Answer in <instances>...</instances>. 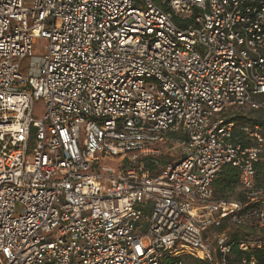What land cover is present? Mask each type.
I'll list each match as a JSON object with an SVG mask.
<instances>
[{
  "label": "built area",
  "instance_id": "obj_1",
  "mask_svg": "<svg viewBox=\"0 0 264 264\" xmlns=\"http://www.w3.org/2000/svg\"><path fill=\"white\" fill-rule=\"evenodd\" d=\"M246 106L264 108V0H0V264L264 253V125L244 143L228 117ZM176 131L183 156L152 174L140 155ZM226 164L242 197L215 195Z\"/></svg>",
  "mask_w": 264,
  "mask_h": 264
},
{
  "label": "rangeland",
  "instance_id": "obj_2",
  "mask_svg": "<svg viewBox=\"0 0 264 264\" xmlns=\"http://www.w3.org/2000/svg\"><path fill=\"white\" fill-rule=\"evenodd\" d=\"M44 41L39 40L35 53L38 55H44V50H43V45ZM25 67L23 68L24 72H28L29 68V60L27 59L24 61ZM45 110V103L43 99H38L36 101V113L35 115L37 117H41L44 113ZM236 115H246L248 118H239L236 120V128L237 131L240 129V126L248 123V124H253L256 123L258 118L264 117V110H256L251 107H233L228 110V117H233ZM184 135L181 133V131H176V132H171L168 136V138L164 141L158 142L154 145L155 149H158V151L150 154H141L140 157L143 159L144 165L148 163L149 161H153V167L149 168L150 172L152 174H157L161 172L164 168V166L172 161L179 160L184 153V148L181 143V140L183 139ZM123 157L117 156V157H107L104 159V163L112 166H118L119 161ZM259 161L264 162V152L261 155V158ZM232 197L236 195V193H230ZM244 230H240L239 233H243ZM183 259V264H189L190 262H193V258L190 257V255H186L182 257Z\"/></svg>",
  "mask_w": 264,
  "mask_h": 264
},
{
  "label": "trees",
  "instance_id": "obj_3",
  "mask_svg": "<svg viewBox=\"0 0 264 264\" xmlns=\"http://www.w3.org/2000/svg\"><path fill=\"white\" fill-rule=\"evenodd\" d=\"M256 110H264V108H259ZM239 118H248L246 115H236L233 117H229V120H238ZM256 123H260L261 125H264V117L258 118ZM235 135H239V139L242 140L244 143L246 142L242 133V129L237 128L235 130ZM153 161H149L146 163L147 167H153ZM257 167V181L258 185L263 187L264 186V162L258 161L256 164ZM241 185V177H240V170L237 167H234L230 164H226L222 167L220 172L218 173L217 177L215 178L213 182V187L215 191V195L217 198H230L232 195L230 193H236L235 197H242L243 193L240 190ZM226 226V223L223 225V227ZM250 234L248 231H243V233H239V231L232 232L231 239H240L242 237L247 236ZM193 258V262H190L189 264H213L211 262H208L206 260L196 258L194 256H190ZM243 257H247L248 259H251L254 257L256 259L255 264H264V253L260 249H253L249 252L242 251L238 245H234L232 247V251L227 256L228 264H242Z\"/></svg>",
  "mask_w": 264,
  "mask_h": 264
}]
</instances>
